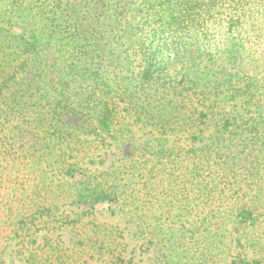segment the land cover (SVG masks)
Instances as JSON below:
<instances>
[{
    "label": "trees",
    "instance_id": "16d2710c",
    "mask_svg": "<svg viewBox=\"0 0 264 264\" xmlns=\"http://www.w3.org/2000/svg\"><path fill=\"white\" fill-rule=\"evenodd\" d=\"M216 35L226 38L225 62L201 52ZM263 41L264 0H0V129L22 138L61 122L121 155L164 158L168 101L194 135L191 153L225 117L264 128ZM133 126L147 137L129 139ZM115 182L89 180L74 199L90 210L115 205L125 226L130 195Z\"/></svg>",
    "mask_w": 264,
    "mask_h": 264
},
{
    "label": "rangeland",
    "instance_id": "374dc122",
    "mask_svg": "<svg viewBox=\"0 0 264 264\" xmlns=\"http://www.w3.org/2000/svg\"><path fill=\"white\" fill-rule=\"evenodd\" d=\"M226 46L216 35L201 52L225 62ZM177 92L170 89L179 106ZM168 106L158 135L164 158L121 155L61 122L22 138L1 128L0 264H264V128L225 117L187 153L194 135L182 132ZM131 130V140L147 137L141 127ZM94 178L119 181V193L130 195L127 225L115 205L90 210L74 199L73 189Z\"/></svg>",
    "mask_w": 264,
    "mask_h": 264
}]
</instances>
